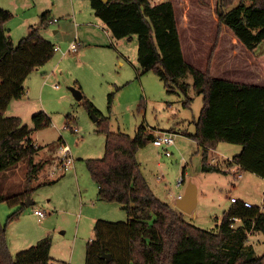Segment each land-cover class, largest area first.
Masks as SVG:
<instances>
[{"label": "rangeland", "instance_id": "rangeland-1", "mask_svg": "<svg viewBox=\"0 0 264 264\" xmlns=\"http://www.w3.org/2000/svg\"><path fill=\"white\" fill-rule=\"evenodd\" d=\"M188 2L186 6L190 5L192 9V19L199 11L205 16H202L201 29L195 30L193 35L180 28L182 48L186 61L205 72L217 38V22L213 20L217 0ZM76 3L74 5L72 0H0V8L13 14L5 28L15 46L30 35L33 28L40 27L43 37L67 50L68 43L76 35L74 23L68 34L61 37L62 41L53 34L60 28L58 24L48 27L40 24L42 16L49 11L51 18L66 22L67 15H73L76 6L86 8L85 18L91 10L90 1ZM180 13L177 10L178 21L186 25V17L181 19ZM101 43L89 44L66 56L57 52L48 64L33 71L26 79L29 100L11 107L5 116L20 118L21 128L32 131L30 135L39 147L34 162L41 164L31 183L27 159L0 174V195L14 197L11 201L0 202V225L6 226L13 256L49 238L52 240L53 264H88V246L97 238V223L128 222L127 212L121 205L100 199L99 186L88 169V160L105 157L107 138L98 131L97 121L88 110L86 100L95 105L99 118L109 119L111 132L134 137L141 127H145L155 137L163 133L177 134L176 145L169 149L171 157L151 142L138 151L137 160L150 189L167 204H177L178 196L185 193L188 185H196L198 205L193 213H182L176 206L187 222L217 232L224 214L233 206L232 198L248 201L255 207L263 205L264 190L260 179L248 171L238 179L227 172L223 163L239 155L241 145L219 142L215 150H209L208 160L211 165L220 166L221 171H203V147L188 136L196 132V122L204 106L203 96L190 89L192 102L185 107L180 95L167 93L158 75L143 73L138 60L137 36L119 41L113 39L112 42L102 40ZM261 54H264V42L252 52L223 27L214 53L212 74L218 79L264 86V71L258 61ZM182 81L193 84L190 76ZM79 87L81 100L72 91ZM110 95H113L111 104ZM21 99L13 101L20 103ZM41 112L49 115L52 124L35 131L33 117ZM63 146L70 148L74 159L68 171L59 163ZM26 191L31 192L28 198L33 204L26 207L18 219L10 221V216L26 203L28 198L18 197ZM38 210L47 216L42 219L35 214ZM240 225L238 221L235 227ZM248 245L254 247L257 256L264 255L263 234H251Z\"/></svg>", "mask_w": 264, "mask_h": 264}, {"label": "trees", "instance_id": "trees-1", "mask_svg": "<svg viewBox=\"0 0 264 264\" xmlns=\"http://www.w3.org/2000/svg\"><path fill=\"white\" fill-rule=\"evenodd\" d=\"M89 1L114 39L138 37V60L143 73L158 75L168 94L180 95L185 107L192 102L190 89L203 96L196 132L188 134L203 147V171H221L220 166L210 164L208 154L219 142H227L241 145L242 152L224 161V165H238L241 173L248 171L264 180V86L218 79L212 74L223 27L252 52L264 42V0H217V38L205 72L185 59L171 1L156 5L150 0ZM12 18L10 11L0 8V174L27 159L31 183L41 167L34 162L39 147L30 135L32 131L21 128V119L5 117L4 112L13 100L26 95V79L48 64L56 52L55 45L40 34V27L33 28L15 46L5 28ZM51 22L50 13H45L42 26ZM258 61L264 71V54ZM189 76L193 84L182 81ZM109 101L111 104L113 95ZM85 104L98 117V131L107 138L105 157L88 160V169L99 186L100 199L121 205L128 215L126 223H97V238L88 246V264H264V255L257 256L254 247L248 245L251 234L264 235V197L261 208H247L243 201L233 203L217 232L187 222L182 213L153 193L141 172L137 153L154 142L155 135L145 127L134 137L111 132L109 119L99 118L91 101ZM33 123L34 130L40 131L52 121L41 112L33 117ZM30 195L26 191L18 197L26 200ZM12 198L0 195V202ZM25 208L22 203L9 220L18 219ZM236 220L241 222L238 227ZM51 249L52 240L47 238L13 256L6 226L0 225V264H53ZM103 253L111 255L112 260H102Z\"/></svg>", "mask_w": 264, "mask_h": 264}, {"label": "crops", "instance_id": "crops-1", "mask_svg": "<svg viewBox=\"0 0 264 264\" xmlns=\"http://www.w3.org/2000/svg\"><path fill=\"white\" fill-rule=\"evenodd\" d=\"M72 1L75 5L76 2H80L82 0H72ZM165 1H171L174 4L175 9H176V13H177V10H180V12H181L180 14L182 15L181 19H183V17H186V20H187L185 22L186 25L184 23H181V24L179 23V29L181 27H183L184 29L188 30L189 33L192 35L194 34L195 30H196V32H198L201 29V26L203 24L202 16H205L204 12L202 13L201 11H199L198 12L199 14H194L195 18L192 19V17H193V14L191 11L192 9H191L190 5H188L189 7L186 6L189 3L188 0H177L176 2L174 0H150V2L153 5L160 4V3H163ZM85 9H86L85 7L83 9H81L80 7L78 8L76 6L75 11L73 12V15H67L68 17H67L66 22H62V23H60V20L57 19L56 17L51 18V13L49 11L50 19L52 22L48 26L57 25V24L59 25L60 28H57L53 31V34L55 35L56 39L59 41H62L61 37H64L65 34L66 35L68 34V29H69V27H71V23H74L75 28H76V30H75L76 35H75L74 39L72 38L73 40L68 43V48L73 42L77 41L78 43H80L78 52L80 51V49L82 47H86L89 44L101 45L102 40H105L106 42L107 41L112 42L114 39L111 32L107 29L106 25L95 15V12L92 9V7H91V10L87 11V13L85 14V18H84L83 15H84ZM187 9L189 10L188 12H187ZM56 19L58 21L53 22V20H56ZM178 20H179V18H178ZM213 20L215 23L217 22L216 14L213 15ZM78 21L80 22V24L78 23ZM41 25H42V22H41ZM117 41H119V40H117ZM54 45L60 47V45H58V44H54ZM60 48L62 49V47H60ZM26 100H29V95H27V96L25 95L21 99L22 102L20 101V103H18L16 101H12L10 103V105L8 106L7 110L4 112V115L7 116L8 111L11 107L15 108V107L19 106L20 104L23 105V102ZM29 102H27V104H29ZM254 177L256 179L257 178L260 179V181L262 182L263 190H264V180L262 178L256 176V175H254ZM255 178H252V180H254ZM183 194L184 193H181L178 196V198L180 196H182ZM168 204L170 206H172L175 210H177V207H176L177 204L176 203H170L169 202Z\"/></svg>", "mask_w": 264, "mask_h": 264}, {"label": "built area", "instance_id": "built-area-1", "mask_svg": "<svg viewBox=\"0 0 264 264\" xmlns=\"http://www.w3.org/2000/svg\"><path fill=\"white\" fill-rule=\"evenodd\" d=\"M57 21H58L57 19L53 20V22H57ZM79 46H80V43L75 41L69 46V48L67 50H62L59 46H55L54 50H55V52L61 53L62 56H66V55L71 54V53H77L79 50ZM74 131L77 132V129H75ZM176 136H177V134H175V133H163L162 135L155 138L153 144L156 147L162 149L164 154L167 157H171L172 153L169 151V149L172 146L176 145V142H175ZM59 163L61 165V168L65 171L70 170V168L74 164V159L71 155V150L68 146L61 147V150L59 153ZM226 170L228 173L234 174L236 177H238V179L243 178V173L240 172V167L238 165H236L234 167H226ZM233 170H235V172H232ZM238 201L239 200H237L236 198H232L233 203H237ZM243 204L247 208H253L254 207L248 201H243ZM35 214L40 216L42 219L47 216V214L45 212L39 211V210L35 211ZM236 221H240V220H236Z\"/></svg>", "mask_w": 264, "mask_h": 264}, {"label": "water", "instance_id": "water-1", "mask_svg": "<svg viewBox=\"0 0 264 264\" xmlns=\"http://www.w3.org/2000/svg\"><path fill=\"white\" fill-rule=\"evenodd\" d=\"M72 91L79 100L83 98L80 90L73 88ZM92 116L95 121H98V117L96 115L93 114ZM197 195H198V190L196 185L190 183L185 193L182 196H180L177 200V207L182 211V213H186V214L193 213V211L197 208L198 205ZM32 204H33L32 200L28 198L25 203L26 207H30ZM102 258L106 259L107 261L112 260V256L105 253H103Z\"/></svg>", "mask_w": 264, "mask_h": 264}]
</instances>
